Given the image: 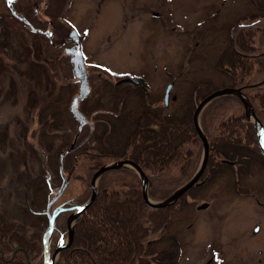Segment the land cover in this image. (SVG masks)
Masks as SVG:
<instances>
[{
  "label": "rangeland",
  "instance_id": "374dc122",
  "mask_svg": "<svg viewBox=\"0 0 264 264\" xmlns=\"http://www.w3.org/2000/svg\"><path fill=\"white\" fill-rule=\"evenodd\" d=\"M262 18L264 0H0V264H264V159L238 95L199 114L208 160L173 203L149 204L129 162L159 203L200 170L207 95L239 88L263 122ZM153 115L182 127L159 137ZM228 141L238 150L225 160ZM120 160L82 210L95 170Z\"/></svg>",
  "mask_w": 264,
  "mask_h": 264
},
{
  "label": "water",
  "instance_id": "95a60500",
  "mask_svg": "<svg viewBox=\"0 0 264 264\" xmlns=\"http://www.w3.org/2000/svg\"><path fill=\"white\" fill-rule=\"evenodd\" d=\"M74 34H76V32H74ZM71 53L74 55L72 57V61L75 64V68L78 72V75L81 77H84L85 79V74H84V67H83V53L81 51L80 45L77 42V44L70 48ZM79 64L82 65V70L78 69ZM87 92V85L86 84H82V90H81V94H79L77 97L74 98V104L73 107L74 109L76 108V101L79 100L85 93ZM222 94H236L238 95L244 102L246 105V114L247 117H251V116H255L256 118V129H257V135H258V139L260 142V146L264 152V124L263 122L256 116V113L253 109L252 104L247 100V98L243 95V93L241 92V90L239 88H234V87H225L222 89H218L214 92H212L211 94L207 95L204 99H202V101L199 103V105L197 106L196 110H195V114H194V122H195V126L196 129L198 131V133L200 134V136L203 139V143H204V156L200 165V170L198 172L195 173V175L188 181L186 182L182 187H180L178 190H176L172 195H170L169 197L166 198V200L159 202V203H153L150 202L148 200L147 197V185H148V177L147 175L141 170V168L133 161H129L140 173L141 175V179L143 182V195L145 197V199L147 200V202L151 205L154 206H164L170 203H173L174 201H176L178 199V197L187 189H189L196 181L197 179L200 177L201 173L203 172L207 160H208V154H209V141L205 135V133L203 132L200 124H199V120H198V116L201 113V111L203 110V108L205 107V105L211 101L213 98H215L218 95H222ZM75 113L76 115L83 120V116L81 113H79V111L77 109H75ZM125 161L120 160L117 161L113 164H109V165H105L102 166L93 176L91 184H92V188H93V193L91 195V199L82 207V210H85L86 207L92 202V200L94 199L95 195H96V180L97 178L106 170L112 168L113 166H121L124 164ZM206 203L201 205V207H206ZM74 214H72L69 218H68V225L70 226L72 223V219L74 218ZM72 229V227H71ZM72 231V230H71ZM70 237H72V233L70 234ZM46 250L48 252V248H47V243H46ZM50 264H54L53 259L50 261Z\"/></svg>",
  "mask_w": 264,
  "mask_h": 264
},
{
  "label": "trees",
  "instance_id": "16d2710c",
  "mask_svg": "<svg viewBox=\"0 0 264 264\" xmlns=\"http://www.w3.org/2000/svg\"><path fill=\"white\" fill-rule=\"evenodd\" d=\"M262 20H264V18H262ZM259 21H261V20H259ZM261 58H263L262 56H261ZM259 108H260V105H259ZM243 115L245 116V114L243 113ZM259 115V114H258ZM260 117H261V119L263 120V122H264V114H260L259 115ZM171 121H175L176 122V124H172V125H170V122ZM152 122H155V123H157L158 125H159V127L161 128L160 129V134H158L159 135V137L161 136V134H163V133H166L167 134V137H170L171 136V134H174V132H171V130L170 129H181L180 127H182V122H180V121H178V119L177 118H171V119H169V120H167V119H164L163 117L162 118H160V119H157V117L155 116V115H153V116H151V118H150V123H151V125H152ZM191 124H192V121H190V122H186L184 125H186V126H189L190 125V127H191ZM249 123H247V121H245V125H244V127L247 129V130H250L251 131V134H252V136L254 137V140L256 141V137H255V133H254V130H253V126H252V124L250 123V125H248ZM194 125V122H193V124H192V126ZM247 126V127H246ZM187 128V127H186ZM189 128V127H188ZM155 129H158V128H154V129H147V135H146V137H145V140H144V142H150L149 140H156L155 139V133H157V132H155L154 130ZM194 129H195V127H194ZM141 137V136H140ZM142 139V138H141ZM166 141H169V138L166 140ZM236 142H231V141H228V142H224V144L223 145H225V144H227L225 147H224V149H223V151L221 152V151H217L218 153H219V155H221V156H223V158L225 159V160H227V158H228V156H230V154H231V152H234V151H237L238 150V148H237V146H235V145H238V144H235ZM144 148L145 149H147V157L149 158V157H156V158H158V157H160V155H157V153L156 152H154L153 150H152V147L151 146H148V145H150V144H145L144 143ZM216 146H218V142H213L212 143V148H213V150L215 151V148H216ZM256 148H258V146L256 147ZM260 149V148H259ZM258 149V151H260ZM214 153V152H213ZM230 158V157H229ZM160 159V158H159ZM263 159H264V155H263ZM146 163H147V161H146ZM146 167V166H145ZM121 170V169H120ZM96 203V202H95ZM100 210H103L102 209V206H100V208H99ZM150 209V207L148 208V210ZM104 213V212H103ZM108 213V212H107ZM111 213V212H110ZM115 214H117V211H116V213ZM107 217V216H106ZM105 217V215L102 217V220L104 221V224L105 225H108V226H111V223H112V221H111V219L109 218H106ZM74 246H77V245H74ZM92 249V248H91ZM90 248H89V251H93V250H91ZM78 250H81V249H79V248H73V251L71 252V257H73V256H75V253L77 252ZM87 250V249H86ZM75 251V252H74ZM86 252V251H85ZM94 253V252H93ZM68 256V255H67ZM68 259H69V256H68ZM69 261H71L72 262V260H69Z\"/></svg>",
  "mask_w": 264,
  "mask_h": 264
},
{
  "label": "bare ground",
  "instance_id": "6f19581e",
  "mask_svg": "<svg viewBox=\"0 0 264 264\" xmlns=\"http://www.w3.org/2000/svg\"><path fill=\"white\" fill-rule=\"evenodd\" d=\"M78 36H79V33L78 32H76V35H73L72 33L70 34V37H71V41H73V43H75V42H78V43H81V39L80 38H78ZM77 44V43H76ZM76 44H73L72 45V47H74ZM81 51H82V53H83V58H86L85 57V54H84V51L81 49ZM117 76H119V75H117ZM119 78V77H118ZM0 143H1V141H0ZM261 153L264 155V152L261 150ZM115 162H117V161H112V162H110V164H113V163H115ZM102 166H105V165H101V166H99L96 170H95V172L93 173V176H94V174L102 167ZM117 167L118 166H113L112 168H110L111 170L112 169H115V170H118L117 169ZM103 174V173H102ZM93 176H92V178H93ZM99 180V179H98ZM91 181H92V179H91ZM142 190H143V187H142ZM97 197L95 196L94 197V199L93 200H95ZM92 200V201H93ZM47 239H49L50 240V236L49 237H47ZM46 243L48 244V241H46Z\"/></svg>",
  "mask_w": 264,
  "mask_h": 264
},
{
  "label": "flooded vegetation",
  "instance_id": "af4514ba",
  "mask_svg": "<svg viewBox=\"0 0 264 264\" xmlns=\"http://www.w3.org/2000/svg\"><path fill=\"white\" fill-rule=\"evenodd\" d=\"M82 43V42H81ZM74 43H72V45H73Z\"/></svg>",
  "mask_w": 264,
  "mask_h": 264
}]
</instances>
